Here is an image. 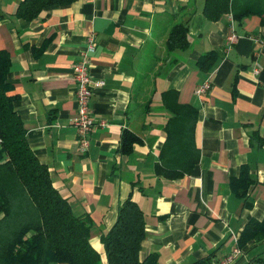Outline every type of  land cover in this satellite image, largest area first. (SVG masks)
<instances>
[{
  "label": "crops",
  "instance_id": "obj_1",
  "mask_svg": "<svg viewBox=\"0 0 264 264\" xmlns=\"http://www.w3.org/2000/svg\"><path fill=\"white\" fill-rule=\"evenodd\" d=\"M22 1L0 0V52L10 57L7 82L17 95L15 109L54 186L76 214L94 219L91 243L101 264H109L102 235L128 198L144 214L142 259L153 253L157 264H215L231 254L247 223L264 218L259 18L241 26L234 20L237 39L230 47L232 14L208 19L205 0H77L47 8L32 21L17 16ZM187 21L190 47L170 52L172 28ZM92 35L90 72L103 85L94 89L91 111L98 125L82 152L72 123L74 65ZM211 51L218 52V61L202 70L198 62ZM204 82L211 88L200 96L196 89ZM170 91L199 112L189 143L198 160L177 178L164 174L161 158L172 116L164 94ZM125 130L141 139L129 153L120 150ZM243 168L255 181L248 191L251 207L232 188ZM240 250L232 264H259L264 240H250Z\"/></svg>",
  "mask_w": 264,
  "mask_h": 264
},
{
  "label": "trees",
  "instance_id": "obj_2",
  "mask_svg": "<svg viewBox=\"0 0 264 264\" xmlns=\"http://www.w3.org/2000/svg\"><path fill=\"white\" fill-rule=\"evenodd\" d=\"M76 1L23 0L17 16L32 21L47 8L69 6ZM227 14L233 15L238 26L255 16L264 27V0H205L204 15L208 19L218 20ZM188 35V21L175 25L167 41L169 51L187 50ZM218 58V52L211 51L198 64L202 70L210 71ZM9 67L8 53L0 52V264H101L100 253L91 243L94 219L87 213H75L71 201L54 186L48 165L29 144L27 129L15 109L17 95L7 82ZM164 102L172 116L161 150L163 172L177 178L187 174L198 160L197 150L194 159L189 154V143L199 112L179 103L176 92L165 93ZM121 142V152L129 153L141 139L135 132L125 130ZM254 183L247 168L232 181L233 190L244 199L246 207L252 206L248 191ZM144 238L143 211L128 198L120 205L113 227L102 235L109 264H157L153 253L141 258ZM250 240H264V218L247 223L240 247ZM257 260L264 264L262 257Z\"/></svg>",
  "mask_w": 264,
  "mask_h": 264
},
{
  "label": "built area",
  "instance_id": "obj_3",
  "mask_svg": "<svg viewBox=\"0 0 264 264\" xmlns=\"http://www.w3.org/2000/svg\"><path fill=\"white\" fill-rule=\"evenodd\" d=\"M231 22H233V33L228 37L229 46L231 47L236 39L237 34L234 31V18L230 15ZM95 38L90 36L87 40V48L80 54L78 62L74 65V79L76 82L77 95V113L72 119V123L77 128L79 148L82 152L88 150L90 145L89 134L98 125L94 120L91 111L92 96L95 87L103 85V82H93L90 72V54L95 50ZM258 72V71H257ZM211 88V82H204L200 84L196 93L203 96ZM104 125V122H99ZM238 245V244H237ZM240 245L233 250V252L215 264H232L233 259L240 253Z\"/></svg>",
  "mask_w": 264,
  "mask_h": 264
}]
</instances>
